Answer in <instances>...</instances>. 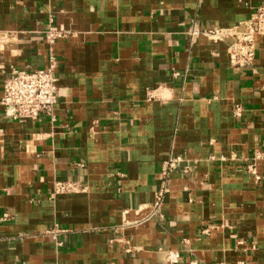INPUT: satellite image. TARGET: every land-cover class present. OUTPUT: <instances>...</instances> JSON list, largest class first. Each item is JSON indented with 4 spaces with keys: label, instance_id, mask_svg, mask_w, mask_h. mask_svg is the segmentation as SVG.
<instances>
[{
    "label": "crops",
    "instance_id": "obj_1",
    "mask_svg": "<svg viewBox=\"0 0 264 264\" xmlns=\"http://www.w3.org/2000/svg\"><path fill=\"white\" fill-rule=\"evenodd\" d=\"M262 4L0 0V99L3 71L58 78L51 116L0 104V264H264V36L235 68L206 35Z\"/></svg>",
    "mask_w": 264,
    "mask_h": 264
},
{
    "label": "built area",
    "instance_id": "obj_2",
    "mask_svg": "<svg viewBox=\"0 0 264 264\" xmlns=\"http://www.w3.org/2000/svg\"><path fill=\"white\" fill-rule=\"evenodd\" d=\"M206 35L215 41H223L227 45L230 64L235 68L252 66L255 56V38L264 36V5H258L255 12L247 20L231 28H211ZM62 33L49 27L45 32L47 43L61 37ZM48 68L10 69L2 73V95L0 104L4 115L11 119L37 118L40 115L51 116L58 98V78L54 69L56 61L51 56ZM178 157L169 158L161 168L162 183L158 190L154 207H160L167 190V178L177 166ZM77 183L57 181L53 186L55 194L72 192ZM61 232L57 229L50 235Z\"/></svg>",
    "mask_w": 264,
    "mask_h": 264
}]
</instances>
